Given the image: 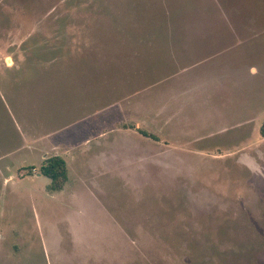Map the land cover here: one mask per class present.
Wrapping results in <instances>:
<instances>
[{"label":"rangeland","instance_id":"374dc122","mask_svg":"<svg viewBox=\"0 0 264 264\" xmlns=\"http://www.w3.org/2000/svg\"><path fill=\"white\" fill-rule=\"evenodd\" d=\"M263 124L264 0H0V264H264Z\"/></svg>","mask_w":264,"mask_h":264},{"label":"trees","instance_id":"16d2710c","mask_svg":"<svg viewBox=\"0 0 264 264\" xmlns=\"http://www.w3.org/2000/svg\"><path fill=\"white\" fill-rule=\"evenodd\" d=\"M264 135V124L261 127ZM40 172L51 179L48 188L51 191H60L69 179V171L66 160L60 155H51L44 159L40 166Z\"/></svg>","mask_w":264,"mask_h":264},{"label":"crops","instance_id":"0c3cea01","mask_svg":"<svg viewBox=\"0 0 264 264\" xmlns=\"http://www.w3.org/2000/svg\"><path fill=\"white\" fill-rule=\"evenodd\" d=\"M52 136H53V135H52ZM52 136H51V135L49 136V138H50L49 141H51ZM45 145H48V144H45ZM48 146H50V145H48ZM31 149H36L38 152L42 153V155L44 156V158L48 157L47 155H49V153L51 152V149L49 150L48 147H46V148H44V147H42V148H38V147H35V146H34V147L31 148ZM53 150L55 151L54 148H53ZM53 155H58V153L53 152ZM45 156H46V157H45Z\"/></svg>","mask_w":264,"mask_h":264}]
</instances>
